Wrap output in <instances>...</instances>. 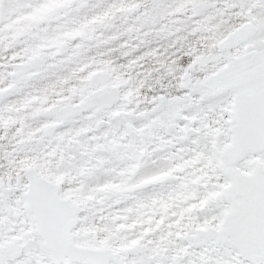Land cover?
<instances>
[{"label":"snow or ice","instance_id":"obj_1","mask_svg":"<svg viewBox=\"0 0 264 264\" xmlns=\"http://www.w3.org/2000/svg\"><path fill=\"white\" fill-rule=\"evenodd\" d=\"M0 264H264V0H0Z\"/></svg>","mask_w":264,"mask_h":264}]
</instances>
